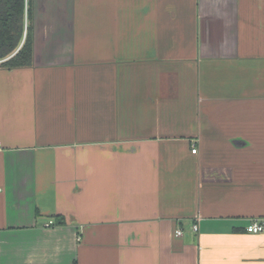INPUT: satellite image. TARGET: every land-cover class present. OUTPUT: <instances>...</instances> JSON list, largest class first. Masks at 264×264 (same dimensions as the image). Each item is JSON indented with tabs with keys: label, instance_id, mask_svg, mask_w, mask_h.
I'll use <instances>...</instances> for the list:
<instances>
[{
	"label": "crops",
	"instance_id": "1",
	"mask_svg": "<svg viewBox=\"0 0 264 264\" xmlns=\"http://www.w3.org/2000/svg\"><path fill=\"white\" fill-rule=\"evenodd\" d=\"M27 27L0 264H264V0H32Z\"/></svg>",
	"mask_w": 264,
	"mask_h": 264
},
{
	"label": "trees",
	"instance_id": "2",
	"mask_svg": "<svg viewBox=\"0 0 264 264\" xmlns=\"http://www.w3.org/2000/svg\"><path fill=\"white\" fill-rule=\"evenodd\" d=\"M32 0H0V65L25 67L32 63L33 42L26 20Z\"/></svg>",
	"mask_w": 264,
	"mask_h": 264
},
{
	"label": "built area",
	"instance_id": "3",
	"mask_svg": "<svg viewBox=\"0 0 264 264\" xmlns=\"http://www.w3.org/2000/svg\"><path fill=\"white\" fill-rule=\"evenodd\" d=\"M0 149H1V143H0ZM194 153L197 152V148H193L192 150ZM52 224V222H50L49 224H47L48 226ZM193 230L194 231H198L199 230V224L195 223L193 225ZM247 230L249 232H252V233H259V232H262L264 231V221H261V220H254L252 223H250L248 226H247ZM176 234L177 235H182L183 234V231L182 229H178L176 231Z\"/></svg>",
	"mask_w": 264,
	"mask_h": 264
}]
</instances>
